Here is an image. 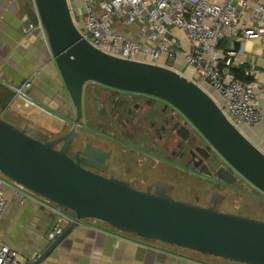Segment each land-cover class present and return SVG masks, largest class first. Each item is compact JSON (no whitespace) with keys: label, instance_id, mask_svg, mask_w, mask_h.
I'll use <instances>...</instances> for the list:
<instances>
[{"label":"water","instance_id":"95a60500","mask_svg":"<svg viewBox=\"0 0 264 264\" xmlns=\"http://www.w3.org/2000/svg\"><path fill=\"white\" fill-rule=\"evenodd\" d=\"M53 61L74 107L71 130L56 139L19 128L0 114V173L75 214L74 221L27 264H43L73 230L87 219L147 240L186 248L244 264H264V221L218 210L224 198L205 207L175 199L161 181L140 190L127 181L86 168L69 155L83 115L87 83L145 94L175 106L227 164L204 176L233 186L241 178L264 195V151L233 123L217 96L179 71L162 64L128 60L96 48L75 22L70 0H34ZM60 143V148L56 146ZM91 157L92 154L84 152ZM215 199V200H214Z\"/></svg>","mask_w":264,"mask_h":264},{"label":"crops","instance_id":"0c3cea01","mask_svg":"<svg viewBox=\"0 0 264 264\" xmlns=\"http://www.w3.org/2000/svg\"><path fill=\"white\" fill-rule=\"evenodd\" d=\"M37 20L34 0H0V114L9 112L19 128L55 136L72 126L67 119L74 117L75 109L53 61L47 35ZM31 24L36 27L31 28ZM174 33L184 36L177 29ZM231 43L239 44L232 67H246L245 75L251 70L246 76L257 88L263 116L258 124L240 127L264 151V41L239 36L220 45V50L227 51ZM165 60L163 57L160 64ZM183 67V74L189 77L193 69ZM26 81L31 85L22 95H16L13 86ZM100 86L90 82L85 89H102ZM3 191L9 204L0 220V248L10 246L22 261L29 262L49 246L59 217L43 204L17 198L8 184ZM172 246L89 219L81 222L43 264H208Z\"/></svg>","mask_w":264,"mask_h":264},{"label":"built area","instance_id":"2783aa9c","mask_svg":"<svg viewBox=\"0 0 264 264\" xmlns=\"http://www.w3.org/2000/svg\"><path fill=\"white\" fill-rule=\"evenodd\" d=\"M82 3L84 36L98 49L128 60L162 64L179 71L190 67L191 80L207 87L222 100L227 117L236 125L261 122L258 91L252 82L237 79L231 68L238 54L234 43L220 50L224 41L260 39L264 41V0H79ZM73 8V15L76 7ZM38 26L42 27L40 23ZM31 28L36 27L34 24ZM174 29L184 36L174 33ZM184 68V67H183ZM183 74V70L179 71ZM251 70L246 75H251ZM30 81L13 86L22 95ZM14 195L51 208L59 220L53 234H61L75 214L0 173V220L8 208L3 185ZM96 220V219H94ZM83 222V221H82ZM16 250L0 248V264H27Z\"/></svg>","mask_w":264,"mask_h":264},{"label":"flooded vegetation","instance_id":"af4514ba","mask_svg":"<svg viewBox=\"0 0 264 264\" xmlns=\"http://www.w3.org/2000/svg\"><path fill=\"white\" fill-rule=\"evenodd\" d=\"M71 2L74 6L76 3L79 5V0ZM100 87L102 89L91 87L84 91L83 115L79 121L78 135L69 147L70 156L79 158L86 168L127 181L140 190L154 192L157 182L166 183L163 188L175 199H179L173 195L176 186L166 179L157 178L148 182L144 189L140 187L143 178L134 173L133 166L125 164L123 155H134L139 161L137 166L140 171L147 161H152L157 162L156 167L175 174L184 172L210 179L221 186H229L199 173L203 164L213 174L218 168L227 167V164L208 148L206 140L179 109L145 94ZM64 134L49 135L51 139H56ZM62 145L60 143L56 147ZM84 152L92 156L87 157ZM137 166L135 169H138ZM216 194L221 193H212L207 203L203 204H200L201 197L198 195L194 196V202L186 198L179 200L209 207L214 205L212 199ZM222 201L217 204L218 210H221Z\"/></svg>","mask_w":264,"mask_h":264},{"label":"rangeland","instance_id":"374dc122","mask_svg":"<svg viewBox=\"0 0 264 264\" xmlns=\"http://www.w3.org/2000/svg\"><path fill=\"white\" fill-rule=\"evenodd\" d=\"M75 7L76 10L74 13V19L75 22L79 25V27L82 28L84 25L82 3L79 1V5L76 3ZM184 70L185 68H183V71ZM214 94L217 95L216 93ZM218 100L222 102L220 97L218 98ZM1 116L3 119L7 120L13 125L17 124V120L12 119L9 112L2 113ZM52 126L56 127L55 124H52ZM75 144L77 145V143ZM122 158L126 165L133 166L134 173L140 174V176L143 178L144 181H141L139 185L143 189L145 188L146 184L148 182H151L152 180H155L157 178L166 179L170 183L175 184L176 190L173 192V195L176 198H186L188 199V201L194 202V196L198 195L201 197L200 204L207 203L208 197L212 193L219 192L224 195V199L220 205L221 211L243 215L246 217L264 221V195L257 191L255 187H253L247 182L240 180L233 186H221L207 178L187 175L184 172H180L177 174L169 172L164 168L156 167L157 162L154 163L152 161H147L145 163V166L141 169L142 171H140L139 167L137 166L139 164V161L134 155L124 154ZM136 166L138 169H135ZM4 186L5 184L3 185V187ZM64 211L72 213V211L67 208H64ZM172 248L182 252L183 254L189 255L190 257L194 258L196 261L199 262H205L208 264H244L202 254L189 249H183L176 246H172Z\"/></svg>","mask_w":264,"mask_h":264},{"label":"trees","instance_id":"16d2710c","mask_svg":"<svg viewBox=\"0 0 264 264\" xmlns=\"http://www.w3.org/2000/svg\"><path fill=\"white\" fill-rule=\"evenodd\" d=\"M226 42H227V41H224L223 43H221V45L223 46V44H224V43L226 44ZM235 48H236L237 50L239 49V44H238V43L235 44ZM245 68H246V67H238V68H236V67H232V68H231V72H232V74H233L236 78H238V79H240V80H243V81L250 82V77H248V76L245 75ZM8 99H9V97H8V95H7V96L5 97V101L8 100Z\"/></svg>","mask_w":264,"mask_h":264}]
</instances>
